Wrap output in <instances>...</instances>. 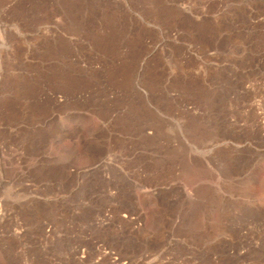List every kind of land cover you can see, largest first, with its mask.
Wrapping results in <instances>:
<instances>
[{
	"label": "rangeland",
	"instance_id": "1",
	"mask_svg": "<svg viewBox=\"0 0 264 264\" xmlns=\"http://www.w3.org/2000/svg\"><path fill=\"white\" fill-rule=\"evenodd\" d=\"M0 264H264V0H0Z\"/></svg>",
	"mask_w": 264,
	"mask_h": 264
}]
</instances>
